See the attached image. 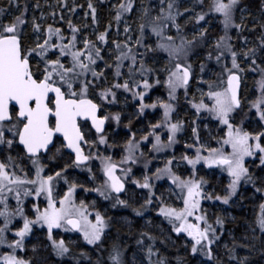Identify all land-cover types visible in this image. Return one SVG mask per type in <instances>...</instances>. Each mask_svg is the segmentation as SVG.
I'll list each match as a JSON object with an SVG mask.
<instances>
[{
  "label": "snow or ice",
  "instance_id": "1",
  "mask_svg": "<svg viewBox=\"0 0 264 264\" xmlns=\"http://www.w3.org/2000/svg\"><path fill=\"white\" fill-rule=\"evenodd\" d=\"M203 5L204 0H198ZM11 6L14 0H8ZM164 0H161L163 5ZM241 0H209L208 11L196 14V26H200L201 21L206 22V17L216 16L220 18L223 25L225 35L221 36L216 44L218 55L217 62L225 55L232 57V69L243 71L237 63V52L233 50L229 43L227 35L228 30L235 28L238 32L244 28L243 15H241V23L235 22V13L237 9L243 14L245 9L240 7ZM17 7L18 4H17ZM92 11L93 23L96 22V9L92 3H89ZM133 10L132 0L127 3L121 2L117 8L115 20L119 22L126 12ZM191 9H185L190 12ZM6 9L0 8V149L6 148L9 152L14 147L22 146V154L26 157L35 169V178H28L27 174L23 177L18 175L15 158L11 155L7 156V160L0 161V246L11 249L0 255V264H31L17 255V250H24V239L32 232L34 225L41 228L47 227L49 239L52 240V230L54 228H63L70 225L72 229L79 231L84 241L89 245H97L102 241L108 222L100 212L95 215V222L88 219V213L83 201L77 206L72 197L76 184H71L64 197L59 201L57 207L53 196V181L60 178L63 172L69 167L65 165V169L57 171L55 175L43 176L44 164L42 163V154L51 151V147H55V137L57 134L63 136L61 147H66L75 154L72 161L73 167L85 168L90 159L99 158L101 161V170L105 177L104 182L94 190L97 191L106 200H115L113 207H128V202L120 199V194L125 191V183L132 172L131 167L124 168L122 165H132L137 163L136 153L140 149L141 142L135 138V133L126 141L124 145L125 155L119 161L114 162L111 157L100 156L97 153L93 157L91 153L85 154L82 144H92L85 139V134L78 124L79 118L90 119L92 127L95 128L99 136V144H107V140L103 135L104 124L108 117L99 118L97 112L99 105L88 98L89 89L93 87L98 79L103 76V72L96 71L97 61L102 59L101 48L93 41L85 38L83 47H78L77 33L80 29L73 26L69 21L70 37H65L60 28H53L48 25L46 29L41 24L33 21V32L37 34L34 46L25 47L23 43L22 25L27 23L24 19V13L13 17L7 23L3 22ZM183 15L176 11V0H168L167 9L161 7L160 13L151 17L149 10H143L144 22L140 25V36L137 37L135 47H144L145 53H139L130 47L128 43H120L113 41L115 44L116 55L114 64L107 65L114 68V75L117 78L123 76L122 69L125 61L128 64V79L123 83H113L110 87L99 93L102 100H108L109 103H115L117 90L130 92L134 99L138 98L139 113L143 114L147 108H156L157 103L163 109V118L161 122L151 125L152 129L167 128L168 139L167 144L162 143L160 135H154L155 143L152 144L153 151H161L166 147H171L176 143V134L181 130L180 123H172L170 120L171 113L174 111L172 103L154 102L152 104L144 103L148 89L153 85L149 83L147 75L153 70L146 66L143 57L149 52L166 53L170 67L167 69L168 77L164 82L168 89L169 101L176 99L178 89H185V93L190 85V81L194 77L193 66L188 62L189 56L192 54V48L195 46L196 37L192 40L186 39L182 34L180 25L176 23L177 16ZM191 19V17L189 18ZM169 22L176 28L175 37L164 35V29L169 27ZM145 29H150L151 33L158 38L155 48L151 45L143 43ZM124 31H130L125 27ZM207 29H201L199 36L202 38L206 34ZM107 33L98 35L97 40L107 42ZM179 39V43H177ZM260 47L264 49V36L261 37ZM210 55V54H209ZM246 60H251V70L256 71L260 68L254 58L256 49L250 48L243 53ZM137 56H140L139 66L137 67ZM54 57V58H53ZM36 60L35 66L33 59ZM67 61V63L65 62ZM42 66V67H41ZM204 66L201 65V71ZM262 73L261 79L257 81L259 88V96L251 103V107L256 110V114L261 122H264V68H260ZM137 74L140 80H136ZM89 75L92 79H88ZM156 83H160L157 79ZM241 77L229 71L227 78V87L222 90H213L209 84V91L206 93L211 105L203 103L201 100L193 107L199 113L204 110L209 113L213 120L219 122L220 125L226 127L225 139L222 141L221 148H208V156H202L201 148L196 150L195 158L187 155L182 159L187 161L194 169L193 176L187 179L182 178L173 172L171 165L173 160H168L163 168H157L154 177L147 174L143 176V181L132 179L131 182L138 188L148 190L147 198L140 208L133 209L136 215H142V209L153 203V200H160L161 207L159 215H162L172 230L177 233H186L192 240L191 252L195 255L200 253L205 255L210 261L213 259L212 245L219 239L216 229L208 223L206 216L198 215L201 212V200L213 199L211 194H206L202 190L205 183L203 179H195V165L203 161L209 168L218 166L227 172L230 181L227 185L226 192L223 196H215L216 200H220L223 204H229V201L236 195L238 186L241 182L252 183L255 186L256 181L249 173L246 167V157L259 156L258 167L264 168V132L255 135L237 127L232 123L233 114L241 108V99L239 96ZM143 88L145 91H139ZM54 94V96H53ZM202 97L205 95L201 93ZM111 98V99H109ZM117 124L120 122L119 113L112 116ZM54 120V123H53ZM196 133V129H193ZM154 133H150L153 135ZM148 136H143L142 140H148ZM255 141V143H253ZM198 142V137H197ZM224 145L231 148V152L226 153ZM61 148L56 149V153H60ZM143 155V153H141ZM55 154L50 157L54 159ZM147 168V165H145ZM22 170V169H21ZM118 170L122 175L117 174ZM91 172V169L88 168ZM167 178L175 189L179 190V199L182 200L183 207L177 208L163 204V194L157 197L153 191L152 180ZM67 183L68 181L65 180ZM89 189L85 188V191ZM256 191L264 193V187H256ZM115 194V196H113ZM173 194H176L173 192ZM23 197L35 196L39 198L45 196L47 207L40 210L38 206H34L35 218L30 219L25 215L23 207ZM14 199L16 206L13 208L9 204V200ZM260 214L256 217L255 226L264 233V203L260 204ZM21 218L23 226L14 232V239L9 242L5 236L8 232L9 225L13 219ZM191 218V219H190ZM216 224L221 227L224 224L222 217L216 218ZM147 236L148 240L154 237L148 233H141ZM143 244L144 241H138ZM52 248L57 256H64L69 253L70 249L66 246L64 240L59 242L52 240ZM148 264H164L163 259L153 261L152 257L157 255L153 251L152 245L147 246ZM229 259L235 260L232 250H229ZM247 258L238 261V264H246ZM108 264H125L124 254L118 245H113L108 255Z\"/></svg>",
  "mask_w": 264,
  "mask_h": 264
},
{
  "label": "rangeland",
  "instance_id": "2",
  "mask_svg": "<svg viewBox=\"0 0 264 264\" xmlns=\"http://www.w3.org/2000/svg\"><path fill=\"white\" fill-rule=\"evenodd\" d=\"M2 1H8V0H2ZM40 1L41 2H40L39 10L35 11L33 7H29L28 13H26L27 16H25L27 23L21 26L22 27L21 35L23 37L25 47L34 46L35 41L37 39V34L33 32V28H32V24L34 20L40 23L42 28L44 29H46L48 25H52L53 28H60L65 37L71 36V31L69 29V21H71L73 26H76L80 29V31L77 33L78 47L82 48L83 40L87 38L95 42L101 48L102 50L101 55L103 58L97 61L96 71L103 72V79L108 82L112 81V84L117 82V79H119L120 83H123L125 79H128V75H127L128 74V64L130 63V61L124 62L125 66L122 69L123 76L120 78L115 77L114 68L108 67L107 65L114 64L115 62L116 49H115V44L113 43V41H117L120 43H128L130 47L136 48L135 42H136L137 37L140 36V25L144 19L143 10L145 9V4H146L145 0H132L133 10L131 12L124 13L119 22L115 20L117 8L121 2L127 3V0H49L48 2L46 0H40ZM149 1H151L152 4L150 7L148 6L147 9L149 10V12H151L152 17H155L160 13L161 7H164L165 10L167 9L168 0H164L165 2L163 3V5L161 4V0H149ZM90 2L92 3L93 7L96 9V13H95L96 22L95 23H93L92 11L89 8ZM204 3L206 4V7L208 8L209 0H204ZM241 8L245 9V11L242 14L240 10L237 9L235 13V22L241 23V15H243L244 28L240 31L244 32V34L248 36L252 27L257 23V19L252 13H249L248 12L249 10H247L245 7H241ZM179 9H180V13H183V15L177 16L176 23L180 25L182 31L185 32L184 36L186 39H191L192 37L194 36L196 37L197 35L199 36V33L202 28L207 29L209 31H212L213 29H215V32H217L219 35H221V33L224 30L223 25L220 23V18L216 16H209L210 20L206 19V22L201 21L200 26H196L195 17H196V14L199 13V11L191 9L189 7L188 1H183L180 4ZM185 9H191V11L185 12ZM20 13L21 12H19L18 15ZM190 17L191 19H189ZM125 27H128L130 31L126 33L124 31ZM215 27H217V29ZM105 32L107 33V36H106L107 42L104 43V42L98 41L97 40L98 35L101 33H105ZM148 35H149L148 33H145V36H144V41H145L144 44L146 45H148V43L146 42V38H148ZM164 35L165 37L169 35L173 37L176 36V34H174L169 28L165 29ZM232 36H235L234 31L232 32ZM157 41H158V38H155L154 46H153L154 48L156 46ZM176 42L179 43V39H177ZM210 42H214V40L212 39ZM249 46H250V38H247L238 47H239V50L242 51L248 48ZM139 50H141V47H139ZM154 53H156V57H158V61L160 65L157 66L158 61H156V58H152V64L155 66V67L154 66L152 67V70H153L152 75L156 76V77L153 76V78L156 81L157 79L160 81L158 85L165 86L164 82L167 80V77H168V71H167L168 68L166 67L169 61H168L166 53L160 52L159 50H157ZM37 59L38 58L33 59L34 66L36 64ZM140 59H141L140 56L137 57V62L140 61ZM65 62L67 63V61ZM237 63L239 64L240 69L245 68L247 64L245 61H242L241 59H239L238 61V58H237ZM138 66L139 64H137V67ZM230 68H231L232 73H236V71H238L236 69H232V62H231ZM239 72H241V78H242V83H243L242 89H244V87L247 85L246 80L251 78V75H250L251 72L246 71L245 74H243L242 71H239ZM210 77H211V74H207L205 77H202L199 74H196L194 75L189 85L187 93H185V89L183 88L178 89L176 93V98L179 97V93H183L184 95H186L185 96L186 98H190V99H187V102L185 103L188 106V108L183 107L182 110H180L179 112L176 111L174 108V111L171 113V116H170V120L172 123L181 122L183 123V126H184L183 135L180 136L176 134V137H175L176 143L171 145L170 150L171 152L173 151V157H172L173 164L171 165L173 172L177 175H180L182 178H185V179L191 176L193 172V167L189 165L187 161L183 160L182 157L184 155H187V156L189 155L191 156V158H195L196 150L198 148L202 149L200 153L202 156H208V151L204 149L221 148L222 141L223 139L226 138L225 132L227 131V129L225 126L220 125L218 121L213 120L208 112L201 110L198 113L196 109L193 107V104H198L201 102V100H203V103L211 105L212 102L208 99L206 95V93L210 89L205 91L206 87L209 88V84L212 85L213 90H217V91L222 90V88L225 87L226 76L223 77V79H221L220 82L212 81L211 83L205 85V83L208 81ZM139 80H140V76H138V81ZM151 89L152 88L146 90L147 94L145 96L144 103H149L151 101H153V103L163 102L162 97H159V98L153 97L149 99V97L151 96L150 94ZM242 89L240 93V99H241V102H246L247 100L244 98L246 96L247 91L245 92ZM138 90L145 91L143 88H140ZM165 92H168L167 87H166ZM201 93H204L205 95H203L202 97ZM89 95L95 98H98V95L97 97L95 94H92V93ZM137 101L138 103L136 102L134 105H132L136 109L129 110L127 105H122V108L124 110V116L125 118H127V120L130 118L135 119L138 116L140 118H144L143 114H146L145 112L146 109L143 114H140L139 113L140 101L138 98H137ZM173 101L174 100H172V105H173ZM99 102L102 103L103 101L102 102L99 101ZM190 105L192 108L189 107ZM101 107L103 108L102 110L107 108V107L104 108L103 106ZM156 108L162 109L161 107H159V103H157ZM147 111L149 112L150 110H147ZM130 116H133V117H130ZM181 117H183V119L180 120ZM251 122L248 123L249 128L251 129V133L255 135L259 133L257 131L258 125L257 123L254 124ZM145 125H146L145 122H140L138 126L134 128L132 133H135L136 140L141 142L140 149H139L140 154L143 153V155L145 154L150 155L152 153L153 157L151 158V160L153 161V165L152 166L148 165L151 162L150 159H148L149 163L147 164H145L146 160L145 161L140 160L139 166H142V167H139V168L137 166V163L132 164V165H127V164L122 165V167L124 168L131 167L132 172L130 174V177L134 174V172H137V170L138 171L147 170L149 172L148 174H152V177H154V174L156 173L157 168H163L166 164V161L168 160V158H166L164 161H161V162H165V164L159 167L157 163L160 161H158V156L156 154H159L160 151L157 152V151H153L152 149H151V152L148 151V149L151 148L152 146L150 143L151 142L150 134L144 133L146 129ZM194 128L196 129L195 134L193 133ZM150 131L151 133H154L153 135H160L161 138L166 135V137L168 138L167 128L165 129L161 128L160 130L159 129L154 130L151 128ZM157 131L159 132L157 133ZM85 133L88 134L87 131ZM146 135L149 137L148 140H142V137ZM127 136L129 135H125L124 138H126ZM151 137L153 138V136ZM197 137H198V142H197ZM189 140L194 142V145H192V147L195 148L193 149L195 151L191 152L190 154L188 153V151L184 152V150L186 149L185 146L188 144ZM93 141H95L96 143H99V139L98 140H95L92 138L89 139V142H93ZM152 142L154 143L155 139ZM94 144H92V146ZM141 147H143L146 150V152H143ZM223 147L226 153L231 152V148L229 146L224 145ZM57 148H60V147L56 146V148H53V150L47 156L41 158L42 163L44 164V171L42 172L43 176L51 175L52 172H54L55 168L53 167L51 168L49 161L51 160L50 157H52L54 154H55L54 159L56 160L59 159L60 153L58 154L56 153ZM119 148L121 147L119 146ZM110 150L116 151V148H110ZM8 155H11L15 158L16 164L18 165V167L16 168V172L18 175L23 177L25 174H27L28 178L30 179L35 178V169L33 168L31 162L26 157H24L23 154L16 147H14V149L11 150L10 152L6 148L0 149V161L6 162ZM105 156L111 157L112 159L117 158L116 152H112L111 155L106 154ZM93 157H96V156H93ZM140 158H138V160ZM93 159H94L92 163L93 172L92 171L90 172L94 176L93 178L94 183L92 184L93 189H91V186L85 180L77 178L75 174H71L69 177L70 179H67L68 182L65 185H62L61 183L57 182V185L55 186V182L53 181V196L55 198L57 207H59V201L60 199L64 197V194L68 191L69 186L71 184H76L77 187L75 188L73 192L72 199L77 206H79L81 201H83L84 205L86 206L87 213L89 214L88 219L95 222L96 213L100 212L102 216H105L109 207L107 204L108 200L104 199L97 191L94 190L95 188L99 187L103 183V179L101 178L103 172L101 170L102 166H101L100 159L99 158H93ZM245 159H246V167H247L248 164L250 163L248 161H251L253 157H246ZM255 161H259V157H257ZM145 165H147V168L145 167ZM189 166H191L192 168H190ZM195 166L197 167V169L195 170V173L198 176V178H200L201 176H207L209 178H212L214 182V187L219 185L220 180H223L225 185H228L230 178L228 177L227 172L222 170L220 167L213 166L209 168L208 166L204 164L203 161H200ZM186 168H189V170ZM74 171L83 172L84 169L80 168L79 170L75 169ZM143 176L144 175L141 172H139L136 177L139 180H141ZM194 178L197 179L196 176ZM84 181H85V185L81 186L80 184L84 183ZM166 181H167V178L160 179V180H156L155 178H153L152 183L154 185L153 189L156 190L155 192L156 196L159 197L161 196V194H163V204L164 205L177 207V208L183 207L182 200L179 199V190L175 189L174 185L169 186V185L164 184ZM256 181L259 184L256 187L264 186V173L261 174L260 178L257 177ZM85 188L89 190L85 191ZM215 189L216 187L212 188L211 193H213ZM202 190L206 194L208 193L205 189H202ZM220 191H221L219 193L220 196H223L226 192V190H220ZM173 192H175L176 194H173ZM254 195L255 194H252V193L248 195L245 194V192L242 193V197L245 199L247 206L250 208L249 211H247L245 214L250 215L251 213H253L252 215L257 217L260 214L261 210L258 211L259 209H257L259 202H257L258 199ZM263 197H264V193H263ZM146 198H147V194H145L144 192L143 193L140 192V193L135 194V196H132L131 200L136 199L138 200L139 204H142L143 202H145ZM22 199H23V207H24L25 215L28 216L30 219L35 218L34 206H38L41 211H43V209L47 207V200L45 196H41L39 198H36L35 196H29V197L22 196ZM204 200L205 199L201 200V204ZM153 203L156 205L158 204V208L153 205L152 213L156 212V208L159 213V210L161 207V201L154 200ZM262 203H264V201ZM9 204L11 205V207L14 208L16 206V201L14 199H10ZM96 205H98V207ZM222 208L223 207H221L220 209L221 211H223ZM237 208L239 210L243 209L242 206L240 208L238 207V205H237ZM197 214L201 215L200 213H197ZM230 217L231 215L228 218ZM255 217H253L252 221L256 220ZM151 221H152L151 216L150 217L147 216L146 222H151ZM117 222L121 223V225L123 226L128 224L126 223V220L124 218L119 219ZM2 223L3 221L2 219H0V224ZM22 226H23V220L21 218L17 217L13 219L12 224L9 225L10 230L5 233V236L9 242H12L14 239H17L14 236V232ZM247 227H248L247 231L250 237H249V240L246 241V243H250L252 239L253 240L255 239L254 236L258 234L254 228V222L252 224H247ZM155 230L156 232H158V230L161 231V234H164L165 233L164 231H166V229H163L161 226H158L156 224H155ZM226 234H229V233H226ZM44 236L49 240V244L51 245V247H52V240H55L57 242H59L60 240H64L66 246L70 242L72 243L75 240H79V239L82 242L86 243L80 232H78L75 235L71 231H69V229L66 226H64L63 228H54L52 230V240H50L48 229L46 226L41 228L39 226L34 225L32 228V232L28 236H26L24 239V250L23 251L17 250V255L26 261H30L31 264L33 262H36L38 260L37 253L41 252L42 254L47 249L46 245L42 246L40 244L41 239H43ZM183 237L186 240H188L190 244L193 243L186 233H183ZM90 246H93V245H90ZM263 248H264V244H263ZM10 251L11 249H7L4 246H0V255L4 254L5 252H10ZM53 252L55 251L53 250ZM198 261L200 264H206V263H202L200 259H198Z\"/></svg>",
  "mask_w": 264,
  "mask_h": 264
},
{
  "label": "trees",
  "instance_id": "3",
  "mask_svg": "<svg viewBox=\"0 0 264 264\" xmlns=\"http://www.w3.org/2000/svg\"><path fill=\"white\" fill-rule=\"evenodd\" d=\"M46 1L48 2L49 0ZM183 1H188L189 7L193 10H197L199 12L208 11L206 4L203 3V5H201L198 0H176V11L180 12L179 6ZM40 2V0H19L17 3L16 0H14V3L12 4L13 13L15 14L17 10L21 7L25 18V16H27L26 13H28L29 7H33L35 11L40 9ZM145 2V8H148V6L150 7L152 4V2L149 0H145ZM17 4L19 7H17ZM240 7H245L247 10H249L248 12L252 13L256 17L257 23L252 27L248 36H246L244 32H238L234 28L229 29L227 33L228 37L230 38L229 43L232 45L233 50L236 51L238 54V61L239 59H241L242 61H245L247 63L246 67L243 68V74H245L246 71L251 72V78L246 80L247 85L244 87V89H242L245 92L247 91L246 96L244 95V99H246L247 101L241 102V108L233 114L232 123L237 127H241L243 130L251 133V129L249 128L248 123L252 121L251 123H257L258 132H264V122H261L259 120V117L256 114V110L251 107V103L260 94L257 81L260 80L262 76L260 68H264V49L260 47L261 37L264 36V0H241ZM149 13L152 17L151 12ZM206 19L210 20L209 16L206 17ZM168 28L171 29L174 34H177V30L171 25V22H169ZM215 28L217 29V27ZM233 31L235 32V36H232ZM145 33L149 34L148 38H146V42L148 43V45H151L153 47L154 40L157 37L151 33L150 29H145ZM222 33L221 35H219L217 32H215V29H213L212 31L207 30L206 34L202 38L197 35L195 46L192 48V54L189 56L188 59V62H190L193 66V71L195 75L199 74L200 76L205 77L207 74H211V79L209 78L205 85L211 83L212 81L220 82L221 79H223V77H225L227 74H229V71H231V55L225 54L219 60V62H217L216 59L218 52L215 48V44L221 36L225 35V31L223 30ZM181 34L184 36L185 32L182 31ZM247 38H250V46L245 50L240 51L238 46H240V44H242ZM192 39L193 37L188 40ZM212 39L214 40V42H210ZM143 43H145L144 40ZM250 48L256 49V56L254 58L257 61V65L260 66V68H258L256 71L251 70V60H246L243 55V53ZM134 50L139 53H145V48L142 47L141 50H139V48H134ZM152 58H156V61H158V57H156V53L154 52H149L143 57L146 66L151 69L154 66L152 64ZM137 64H139V61L137 62ZM158 65H160L159 61L157 62V66ZM201 65L204 66L203 71H201ZM169 67L170 65L168 63L166 68ZM236 73L241 76V72L236 71ZM152 74L153 71L147 75L149 83L153 85L151 87L152 89L150 92H152L156 88V86L154 85L155 82L152 80L151 77ZM138 76L139 75L137 74V81ZM111 84L112 81L108 82L104 80L102 76V79L96 82L95 86L97 85V87L100 88L104 87L102 89H105L107 87H110ZM208 89L209 88L206 87L205 91H207ZM185 96L186 95L182 93L173 101V107L176 111L179 112L180 110H182L183 107L188 108L185 103L187 102V99L190 98H186ZM136 102L138 103V101L133 98L130 92H124L122 89L117 90L115 103H109L108 100L103 101V106L105 108L107 107L105 109V114L106 117H108L107 132L105 137L111 134V138L109 142L107 141V144L99 145V143H96L91 146L90 153L92 156H96L97 153H99L100 156H105L106 154L111 155L112 152H116L117 158L112 160L114 162L119 163L120 142H123L122 139H129L128 136L124 138L125 135H129L130 137L133 135L130 130L134 129L136 121L145 119V114H143L144 118L134 116L136 117L135 119L130 118L127 121L123 120L121 115L124 112L122 105H127L129 110L136 109L132 106ZM189 107L192 108L191 105ZM117 113H119L120 115L119 124H117V122L112 119V116ZM146 119V122L148 121V119L149 121L152 120L151 115H147ZM146 126H148V123L145 125V127ZM118 138L119 140H121L120 142H117ZM164 139L165 137L161 138V141L163 140L162 143L165 142ZM262 140H264V137H262ZM253 143H255V141H253ZM58 145L59 144H56L53 148H56V146ZM192 145H194V142L189 140L188 144L185 146L186 149L184 150V152L188 151L189 154L191 152H194L195 150L193 149L195 148H193ZM110 148H116V151L110 150ZM156 155L158 156V161H160L156 163L160 167L161 165L165 164V162L161 161H164L166 158H168V160L172 159L173 151L171 152V150L164 148L160 151L159 154ZM188 157L191 158V156L189 155ZM257 157L259 156L257 155L255 159L253 157L251 161H248L250 163L247 166L249 169V173L252 175L255 181L257 177L260 178L261 174L264 173V168L258 167L259 161H255ZM93 160L94 159H90L87 164V167L83 168V172H75V169L79 170L80 168L71 166V157L61 149L59 159H51L49 161L51 168H55L54 172H52L51 175L54 176L57 171L65 169L66 164L69 165V167L66 169V171L63 172V175L60 178L54 180L55 186L57 185V182L61 183L62 185H65V180L70 179L69 177L71 174H75L77 178L83 179L88 183L87 178L90 176L88 168H90L93 172ZM139 167L142 166H138V168ZM189 167L192 168L191 166ZM186 169L189 170V168ZM196 169L197 167L195 166V170ZM142 172L148 175L147 170H144ZM136 173L138 175L139 171L137 170ZM91 175L93 176L92 173ZM192 176L193 172L190 177ZM195 176L197 177V179H203L205 181L202 186V189H205L208 192L207 194H211L213 196V199L211 200L205 198V200L201 204V212H199L201 215L206 216L208 223L216 229V234L219 237V239L212 245L213 259L211 261L205 255H202L199 252L195 255L191 252L192 244H190L188 240L183 237V233L177 235V233L172 230V225L169 224V222L164 217L159 215L157 211L158 204H154V206L157 207L156 212H151L150 214L152 220L151 224H149V222H147L148 224H143V218L149 215L147 211L148 206L142 209V215L138 216L133 210L134 208H132L130 205L128 207H113L112 205L115 203V200H108L109 208L104 216L108 222V227L105 230L101 242H99L97 245L90 246L82 242L80 239L75 240L74 242H70L67 245V247H69L70 249L69 253L60 257L57 256L55 252H53L52 247L49 244V240L44 236L43 239H41L40 244L42 246L46 245L47 249L42 254L41 252L37 253L38 260L36 262H33L32 264H108V255L113 245H118L122 250L124 254L125 264H148L146 254L147 246L149 244L152 245L153 251L157 253V255H154L152 257V260L155 261L158 259H163L164 264H200L198 259H200L202 263L206 264H238V261L243 258H247L246 264H264V233H261L260 230L256 228L255 220L252 221L253 217H255L252 215L253 213H251L250 215L245 214L247 211H249L250 208L247 206L245 199L242 197L243 192H245V194L247 195L251 193L255 194L254 196L258 199L257 202H259L257 209H259L258 211H260V204L264 201V197L263 193L257 192L256 188H254L259 185L258 182L256 181L255 186H253L252 183H245L242 181L241 184L238 186L236 195L232 197V199L229 201V204L225 205L220 200L215 199V196H220V190H226L227 188V185H225L223 180L219 181V185L215 186L216 189L213 191V193H211L212 188H215L212 178H209L207 176H201L200 178H198L196 173ZM85 181L80 185H85ZM167 181L169 180L167 179ZM236 203L238 207L241 208L242 206L243 209L239 210L237 208ZM143 204L144 202L142 204H138L135 209L140 208ZM221 207H223V211L220 210ZM123 213L125 214L123 215ZM230 215L231 217L228 218ZM218 216L222 217L224 220V224L222 227L216 224V218ZM121 218H124L126 220V223L128 224L123 226L121 225V223L117 222ZM253 222L254 228L257 231L258 235H255V239H252L250 243H246V241L249 240L250 237L247 231V224H252ZM155 224L161 226L163 229H166V231H164L165 233L161 234V231L159 230L158 232H156V230H152V228H155ZM141 233H148L149 235L154 237V239L148 240L147 236H142ZM140 240H143L144 243L139 244L138 241ZM230 249L232 250V255L236 257L235 260L229 259Z\"/></svg>",
  "mask_w": 264,
  "mask_h": 264
},
{
  "label": "flooded vegetation",
  "instance_id": "4",
  "mask_svg": "<svg viewBox=\"0 0 264 264\" xmlns=\"http://www.w3.org/2000/svg\"><path fill=\"white\" fill-rule=\"evenodd\" d=\"M18 1L19 0H16V2L18 3ZM0 8H3V9H6V13H5V15H4V17L2 18L3 19V22L4 23H7L9 20H11L13 17H15V16H17L18 15V13L19 12H22V8L20 7L18 10H17V12L14 14L13 13V10H12V8H13V5H9V3H8V1H2V0H0ZM25 19V18H24ZM23 43H24V40H23ZM153 76H155V75H152V77ZM156 77V76H155ZM88 79H92V77L89 75V77H88ZM100 79H102V76H101V78ZM99 79V80H100ZM154 79V78H153ZM157 79V78H156ZM99 80H97L96 82H98ZM154 82H155V86H156V88L150 93L151 94V96L149 97V99H151V98H153V97H162L163 98V102H165V103H168V102H170V103H172V101H169V96H168V92H165V90H166V87L163 85V86H161V85H158L159 83H156V80L154 79ZM112 85V84H111ZM158 85V86H157ZM102 88H104V87H97V85L95 86H93V87H90V89H89V91H90V93L89 94H95L96 95V97H97V95H98V98H95V97H93V96H91V95H89L88 94V98L89 99H92V101L94 102V103H96L97 105H99V117L100 118H104V117H106V114H105V109L104 110H102L103 108L101 107V103L99 102V101H104V100H102L101 98H100V96H99V93L101 92V91H103L104 89H102ZM108 88V87H107ZM106 89V88H105ZM182 93H179V95H181ZM97 99H98V101H97ZM136 100H137V98H136ZM155 100V99H154ZM153 103V101H151V102H149V103H146V104H152ZM105 108V107H104ZM147 110H150L149 112L147 111ZM146 114H145V119H143V120H140V121H136L135 122V125H134V128L135 127H137L138 126V124L140 123V122H145L146 124L148 123V126H146V129H145V132L144 133H148V134H150L151 133V131H150V129H151V125H153V124H157V123H159V122H161V120H162V118H163V109H158V108H147L146 109ZM122 115V118H123V120L124 121H127V118H125V116H124V112L121 114ZM147 115H151V119L152 120H150L149 121V119H148V121L146 122V116ZM181 119H183V117L182 118H180V120ZM107 121V120H106ZM181 125H182V127H181V130L177 133L178 135H180V136H182L183 135V133H184V126H183V123H181V122H179ZM80 126H81V130H82V132L85 134V138H86V140L87 141H89V139L90 138H92V139H96L98 136H96V135H94L92 132H91V130H90V128H89V126L87 125V123H80ZM161 128H159V130H160ZM165 129V128H164ZM134 129H131L130 130V132H132ZM88 132V134H86L85 132ZM123 132V131H122ZM159 131H157V133H158ZM104 136H106L105 134H103ZM151 136H153V138L151 137ZM108 138H106V140L109 142V140H110V138H111V134L109 135V136H107ZM119 137V136H118ZM165 137V139H164V141L165 142H163L164 144H167V137H166V135L164 136ZM128 138H130V136H128ZM154 140V135H150V143H151V146H152V144H153V141ZM121 140H119V138H118V140H117V142H120ZM122 143L120 142V149H119V159L121 160L122 159V157L125 155V152H124V145H125V143H126V139H122ZM163 141V140H162ZM155 143V142H154ZM95 144H96V142H95ZM88 147H90L89 146V144H87L86 145V147H85V152L87 151V149H88ZM21 153H22V151H21V149L17 146L16 147ZM142 148V151L143 152H146V150L143 148V147H141ZM167 149H169L170 150V147H166ZM151 149H152V147L151 148H149L148 149V151H150L151 152ZM155 153V152H154ZM136 156H137V158H140L141 160H146L145 161V164H147V163H149V160L148 159H150L151 160V158L153 157L152 156V153L150 154V155H141L140 154V151H138L137 153H136ZM142 157H144V158H142ZM140 159L138 160V162H137V166H139V161H140ZM156 164V163H155ZM148 165H150V166H152L153 165V163H152V160H151V162L148 164ZM139 172H141L143 175H145L142 171H139ZM147 173H149L148 171H147ZM118 174L119 175H122V173H120V172H118ZM148 175H150V177H152V174H148ZM137 174H136V172H134V174L127 180V182L125 183V191H124V193L122 194V195H120V199H124V200H126L127 202H128V205H130L132 208H136V206L139 204V202H138V200H131V197L132 196H135V194H137V193H140V192H144L145 194H148V190H146V189H143V191H142V189L141 188H138L136 185H133V183L131 182V180L132 179H138L137 177ZM142 180H143V177H142V179L140 180L141 182H142ZM87 181H88V183H89V185L91 186V189H93V187H92V184L94 183L93 182V176L91 175V173H90V176L87 178ZM104 182V181H103ZM165 184L167 185H169V186H171L172 184L170 183V180L167 182H165ZM153 191L154 192H156V190H154L153 189ZM114 196V195H113ZM155 200V199H154ZM153 200V201H154ZM108 204V203H107ZM153 205H154V203H152L151 205H148V209H147V211H148V213H149V217L151 216L150 214H151V212H152V207H153ZM97 207H98V205H96ZM123 207V206H122ZM98 211H100V210H98ZM125 213H123V215H124ZM147 217V216H146ZM146 217H144L143 218V220H142V222H143V224H148L147 222H146ZM149 224H151V222H149ZM152 230H155V228H152Z\"/></svg>",
  "mask_w": 264,
  "mask_h": 264
},
{
  "label": "water",
  "instance_id": "5",
  "mask_svg": "<svg viewBox=\"0 0 264 264\" xmlns=\"http://www.w3.org/2000/svg\"><path fill=\"white\" fill-rule=\"evenodd\" d=\"M227 78H228V76H227ZM227 78H226V81H225V83H226V87H227ZM240 89H241V84H240ZM239 94H240V90H239ZM53 96H54V94H53ZM98 114H99V113L97 112V116H98ZM79 122H87V124L89 125L90 129H91L95 134H97L96 131H95V128L92 127V122H91L90 119H85V118L81 117V118H79V120H78V124H79ZM53 123H54V120H53ZM105 127H106V122H105V124H104V131H105ZM97 135H98V134H97ZM54 139H60L61 143H63V136L60 135V134H57L56 137H55ZM85 146H86V143H85V144H82V147H85ZM19 147H20L21 150H22V146H19ZM50 147H51V149H52V146H50ZM64 150H65L66 153H68L69 155L72 156L73 160L75 159V154H74V153H71V150H70V149H67L66 147H64ZM47 154H48V153H47ZM47 154H42V156H45V155H47ZM104 178H105V177H104ZM122 194H123V192H122L120 195H122ZM66 226H67L68 229L71 230L73 233H77V232H78V231H76L75 229H72L70 225H66Z\"/></svg>",
  "mask_w": 264,
  "mask_h": 264
}]
</instances>
